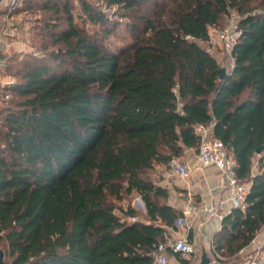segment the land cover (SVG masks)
<instances>
[{
	"label": "trees",
	"instance_id": "obj_1",
	"mask_svg": "<svg viewBox=\"0 0 264 264\" xmlns=\"http://www.w3.org/2000/svg\"><path fill=\"white\" fill-rule=\"evenodd\" d=\"M79 1L91 24H107ZM104 1L127 17L150 2ZM68 2L59 39L66 50L52 57L60 72L26 62L19 80L2 88L19 100L0 110L5 264H153L150 253L170 241L182 216L155 184V168L196 150L195 129L209 124L235 177L250 185L245 208L225 214L211 242L217 261L237 256L264 226V0H152L153 10L131 16L132 41L119 51L79 30ZM231 11L241 37L220 80L218 63L197 41L208 42L209 29Z\"/></svg>",
	"mask_w": 264,
	"mask_h": 264
},
{
	"label": "rangeland",
	"instance_id": "obj_2",
	"mask_svg": "<svg viewBox=\"0 0 264 264\" xmlns=\"http://www.w3.org/2000/svg\"><path fill=\"white\" fill-rule=\"evenodd\" d=\"M68 1L72 22L76 27L88 35L96 36L101 46L109 48L112 51L124 49L132 41L130 33V27L134 24L132 17L139 16L141 12L146 13L153 10L152 0H149V3L141 7V11L135 9L131 13L132 17H127L129 13L119 6L110 7L104 0H86L90 5L104 14L107 24L99 26L91 24L86 19L81 10L79 0ZM63 2L64 0H31L26 7L23 6L15 13H9L8 17L6 9H2L5 11L4 13L0 11V33H5L2 38L3 42L0 45V54L6 60H9L6 69L0 73V110L19 102L16 96L11 94L5 95L2 88L19 80L18 74L23 68L24 63L45 64L51 69V72H60L61 66L59 61L53 60L52 57L54 56L53 53H60L66 50L64 44L59 41L62 32L67 28L66 17L62 11ZM45 4H48L47 8L43 7ZM256 11H253V13ZM233 18L239 21L240 16L236 12L231 11L228 17L223 20L220 27L214 29L223 28ZM197 44L204 49L209 48V45L204 42L197 41ZM210 53L215 58L219 68L229 73L233 64L229 54L222 52L218 47L217 52L211 50ZM252 171L255 172L253 168ZM153 178L155 180L154 175ZM128 202L140 215L145 213L144 205L137 196H132ZM132 220L128 219V221ZM139 220H142V216L139 217ZM255 238V242L258 245H264V226L257 232ZM0 248L2 247L0 246ZM249 252L250 249H247L243 255ZM242 259L238 254L227 261H216L220 264H240ZM195 260L196 258L189 261L188 264H194ZM169 264H176V262L171 260Z\"/></svg>",
	"mask_w": 264,
	"mask_h": 264
},
{
	"label": "built area",
	"instance_id": "obj_3",
	"mask_svg": "<svg viewBox=\"0 0 264 264\" xmlns=\"http://www.w3.org/2000/svg\"><path fill=\"white\" fill-rule=\"evenodd\" d=\"M19 4L20 0H8L7 2L4 0L1 9H6L9 14ZM238 22V20L233 18L221 29L210 28L208 31L209 48L206 51L211 54V47L217 46L222 52L228 53L232 59V50L241 37ZM4 35V32L0 33V45L3 42L2 38ZM6 65V58L0 54V73L6 69ZM195 132L199 136L196 149L198 165L202 168L211 167L220 172L226 183L228 202L231 208L243 210L245 208L246 197L249 193V183H241L235 177L233 160L228 156L222 143L212 137V124L197 126ZM165 169L169 176L182 181L187 180L190 174L189 166L177 157L170 159ZM190 211V207L183 211L182 216L175 222L176 228H185L184 217L189 215ZM255 237L247 247L238 253L243 258L240 264H264V251L262 250V245H258L255 242ZM247 249H250V252L243 255ZM169 254L178 255L181 260L189 262L196 258V247L187 238H178L170 240L167 244H158L152 250L150 256L153 259V264H169Z\"/></svg>",
	"mask_w": 264,
	"mask_h": 264
},
{
	"label": "crops",
	"instance_id": "obj_4",
	"mask_svg": "<svg viewBox=\"0 0 264 264\" xmlns=\"http://www.w3.org/2000/svg\"><path fill=\"white\" fill-rule=\"evenodd\" d=\"M206 44L209 45L208 42ZM211 48L217 52V46ZM179 158L190 168L187 180L169 176L165 167L157 166L154 174L155 184L167 190V205L181 213L191 208L190 214L184 217L185 228L170 231V240L190 235L189 241L194 245H210L213 235L220 229L221 218L232 209L228 202L226 183L216 169L198 165L195 149H184ZM252 168L255 170H251L254 175L257 172L255 159ZM168 260L177 263L173 254L168 255Z\"/></svg>",
	"mask_w": 264,
	"mask_h": 264
},
{
	"label": "water",
	"instance_id": "obj_5",
	"mask_svg": "<svg viewBox=\"0 0 264 264\" xmlns=\"http://www.w3.org/2000/svg\"><path fill=\"white\" fill-rule=\"evenodd\" d=\"M4 0H0V7L2 6ZM226 72L224 69L219 68L218 76L220 80H224L226 77ZM259 150L256 151V154H259ZM178 228L175 226L173 227V231H177ZM196 247V260L194 264H220L216 261L212 254L211 244H200L199 246L195 245ZM0 264H5V252L2 248H0ZM176 264H180L177 262Z\"/></svg>",
	"mask_w": 264,
	"mask_h": 264
}]
</instances>
